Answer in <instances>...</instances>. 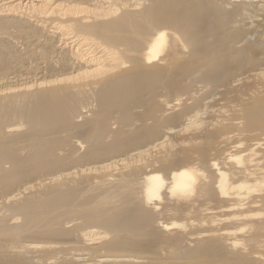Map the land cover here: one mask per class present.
I'll use <instances>...</instances> for the list:
<instances>
[{
  "label": "bare ground",
  "instance_id": "bare-ground-1",
  "mask_svg": "<svg viewBox=\"0 0 264 264\" xmlns=\"http://www.w3.org/2000/svg\"><path fill=\"white\" fill-rule=\"evenodd\" d=\"M11 47L0 264H264V0H0Z\"/></svg>",
  "mask_w": 264,
  "mask_h": 264
},
{
  "label": "rangeland",
  "instance_id": "rangeland-1",
  "mask_svg": "<svg viewBox=\"0 0 264 264\" xmlns=\"http://www.w3.org/2000/svg\"><path fill=\"white\" fill-rule=\"evenodd\" d=\"M42 40V39H41ZM55 42V41H54ZM43 43V44H42ZM44 41H41L38 45H36V46H34L33 47V50H31L32 48H30L29 49V52H30V50L31 51H35L36 49V47L37 48H40V45H44ZM49 43V44H48ZM51 43H52V41L51 42H47L46 43V47H51ZM20 46H21V44H20ZM12 49L11 50H9V49H7L8 51H10V52H8V53H6V55L7 56H9V54H10V56H9V59L11 60V62H14L13 64L14 65H16L18 68H19V70L17 71V73H14V72H12L11 73V71L9 72V70L7 71V69H2L1 67H0V71L1 72H6L7 71V73H1L0 75H6V74H8L9 75V79H7L8 81H5V84H4V86H9V87H16V86H20L21 85V82L22 81H18V80H10V78L11 77H15V75L14 74H18V72L20 71V69L22 68V67H25V66H27V64H28V62H31V61H35L36 60V58H37V56H35L34 54H33V52H31V53H28L27 52V54L30 56V54L31 55H33V56H30V58H29V56L27 55V54H25L24 52H26L27 50H25L24 49V51H22V49L21 48H19V47H11ZM16 48V49H15ZM19 48V49H18ZM21 49V50H20ZM48 50H50V49H48ZM17 51V52H16ZM20 51V53H18ZM25 55H27V56H25ZM28 57V58H27ZM24 58H27V59H24ZM31 59V60H30ZM30 60V61H29ZM15 62H16V64H15ZM21 63V64H20ZM12 64V65H13ZM24 65V66H23ZM13 69V68H12ZM11 69V70H12ZM4 70V71H3ZM13 71V70H12ZM13 74V75H12ZM10 75H11V77H10ZM12 81V82H11ZM7 84V85H6ZM83 123H85V120H83ZM62 131H63V133L60 135V136H58V137H56V139H64V140H66V144H69V146L70 147H73L74 146V144H75V142L77 141V140H81V141H84L85 140V136H84V131H83V129L82 128H80V127H76V126H72L71 128H69L68 130H63V129H61ZM28 151V150H27ZM80 153H83V151H79L78 152V154H80ZM63 172V170H61V171H51V170H49L48 168L47 169H45V170H43L40 174H38V175H36V176H34V177H31V178H28V179H26L24 182H22L20 185H23V184H25V183H31V182H36V181H39V180H43V179H45V178H48V177H51V175L52 174H58V173H62ZM43 196H45V195H43ZM176 221H179V222H182V221H187L185 218H182V217H178L177 218V220Z\"/></svg>",
  "mask_w": 264,
  "mask_h": 264
}]
</instances>
